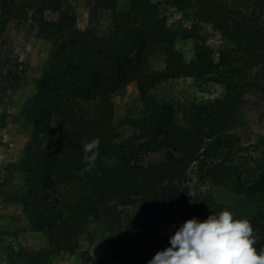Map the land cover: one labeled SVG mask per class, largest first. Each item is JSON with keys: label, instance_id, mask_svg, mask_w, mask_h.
<instances>
[{"label": "trees", "instance_id": "trees-1", "mask_svg": "<svg viewBox=\"0 0 264 264\" xmlns=\"http://www.w3.org/2000/svg\"><path fill=\"white\" fill-rule=\"evenodd\" d=\"M93 8L109 14L108 30L102 34L93 27L78 29L58 0L49 5L57 19L40 25L52 51L35 94L22 110L33 135L20 164L25 190L19 202L33 227L46 235L47 250L9 248L3 264H47L50 256L73 253L79 238L93 233L94 225L100 227L107 248L85 264H147L171 246L172 235L132 223L122 206L133 201L168 206L177 201L183 193L181 179L192 164L199 165L201 180L228 189L235 200L224 206L210 191L190 189L179 209L182 222L206 220L228 210L234 219L250 221L259 237L254 245L259 252L264 247V153L255 169L245 174L231 153L216 152L224 144L218 134L235 114L240 96L229 72L239 71L233 69L237 63L244 62L247 69L257 64L264 51V32L245 15H234L225 23L218 21L215 8L212 13L201 9L197 13L201 21L233 45L219 50L215 60L195 28L178 31L167 23L165 8L187 19L186 0H94ZM9 15L10 0H0V24ZM178 38L193 41L189 62L174 47ZM155 53L164 57L162 70L147 68ZM180 78L217 85L222 96L210 105H190L183 125H176L172 107L159 105L150 92ZM131 83L136 84L144 114L134 144L119 142L111 128L112 96ZM94 138L101 141L100 156L116 162L107 165L98 158L95 170L82 174L81 142ZM161 149L168 150L162 161L139 163L145 153Z\"/></svg>", "mask_w": 264, "mask_h": 264}, {"label": "rangeland", "instance_id": "rangeland-1", "mask_svg": "<svg viewBox=\"0 0 264 264\" xmlns=\"http://www.w3.org/2000/svg\"><path fill=\"white\" fill-rule=\"evenodd\" d=\"M52 1L10 0V15L0 24V264L4 263L9 248L29 252L47 250L46 235L30 223L19 198L25 190L20 164L33 135L22 110L35 94L36 81L52 51L50 42L40 34L43 22L57 19L58 13L49 10ZM58 1L61 2L62 10L73 15L78 29L93 27L98 34L108 30L109 14L103 10L94 12V0ZM213 8L222 17L217 18L218 21L226 23L234 15H245L251 19V25L264 32V0H186L187 19L173 8H165L162 12L173 29L181 31L195 28L200 43L213 50L216 60L219 50L229 49L233 45L210 25L202 22L197 14L201 9L212 13ZM174 47L185 62L193 59L191 39L178 38ZM257 59V64L249 69L244 67L246 65L243 62L233 66L239 71L229 72L240 96L235 114L227 122L224 132L218 134L224 144L216 152L218 155L231 153L233 163L245 174L249 169H255L257 159L264 153V51ZM163 67L164 57L161 54L155 53L149 57V70H162ZM221 91L220 87L212 83L180 78L160 83L150 95L159 105L172 107L173 123L183 125V114L190 105H210L222 96ZM112 102L111 128L118 135V141L137 143L142 125L138 121L143 119L144 114L136 84L131 83L115 93ZM167 152L165 149L149 151L141 156L139 163L147 165L160 162ZM200 172L198 164L186 168L185 179H181L179 184L183 193L170 205L150 207L147 202L133 201L122 206L123 212L132 223L152 225L162 233L174 235L184 223L179 209L190 189L210 191L217 203L232 205L235 197L231 192L204 182L200 179ZM62 193L67 194L65 190ZM112 202L116 203L115 200ZM90 230L93 233L80 237L73 253L50 256L47 264H85L86 259L103 254L107 245L101 236L100 227L94 225Z\"/></svg>", "mask_w": 264, "mask_h": 264}, {"label": "clouds", "instance_id": "clouds-1", "mask_svg": "<svg viewBox=\"0 0 264 264\" xmlns=\"http://www.w3.org/2000/svg\"><path fill=\"white\" fill-rule=\"evenodd\" d=\"M99 138L81 142L83 173L96 168L98 158L114 165L115 158L101 157ZM258 236L248 219H234L223 210L200 222L189 219L170 237V247L158 251L147 264H264V247L257 252Z\"/></svg>", "mask_w": 264, "mask_h": 264}]
</instances>
